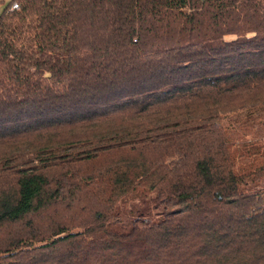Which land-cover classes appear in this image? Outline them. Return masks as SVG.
Returning <instances> with one entry per match:
<instances>
[{
	"label": "trees",
	"instance_id": "16d2710c",
	"mask_svg": "<svg viewBox=\"0 0 264 264\" xmlns=\"http://www.w3.org/2000/svg\"><path fill=\"white\" fill-rule=\"evenodd\" d=\"M0 264H264V0H9Z\"/></svg>",
	"mask_w": 264,
	"mask_h": 264
},
{
	"label": "built area",
	"instance_id": "2783aa9c",
	"mask_svg": "<svg viewBox=\"0 0 264 264\" xmlns=\"http://www.w3.org/2000/svg\"><path fill=\"white\" fill-rule=\"evenodd\" d=\"M18 8V3L16 1H13L10 5V9Z\"/></svg>",
	"mask_w": 264,
	"mask_h": 264
},
{
	"label": "crops",
	"instance_id": "0c3cea01",
	"mask_svg": "<svg viewBox=\"0 0 264 264\" xmlns=\"http://www.w3.org/2000/svg\"><path fill=\"white\" fill-rule=\"evenodd\" d=\"M9 0H0V9L8 2Z\"/></svg>",
	"mask_w": 264,
	"mask_h": 264
}]
</instances>
